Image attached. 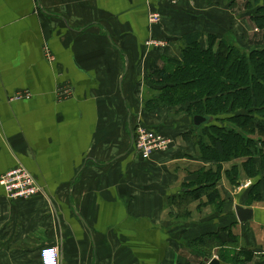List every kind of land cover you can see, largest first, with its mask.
Wrapping results in <instances>:
<instances>
[{
    "label": "crops",
    "instance_id": "obj_1",
    "mask_svg": "<svg viewBox=\"0 0 264 264\" xmlns=\"http://www.w3.org/2000/svg\"><path fill=\"white\" fill-rule=\"evenodd\" d=\"M241 1L0 0V178L21 165L43 188L10 200L0 185V264H41L45 246L58 248L60 264H209L207 251L243 243L253 258L241 264H264V214L240 223L237 192L221 214L197 220L200 199L170 204L216 163L184 138L186 106L146 109L157 90L150 72L179 59L185 38L199 35L203 50L229 33L239 48L256 44ZM140 123L166 132L172 148L138 154ZM234 225L244 235L231 236Z\"/></svg>",
    "mask_w": 264,
    "mask_h": 264
},
{
    "label": "trees",
    "instance_id": "obj_2",
    "mask_svg": "<svg viewBox=\"0 0 264 264\" xmlns=\"http://www.w3.org/2000/svg\"><path fill=\"white\" fill-rule=\"evenodd\" d=\"M247 3L255 28L264 31V0ZM183 44L179 59H169L165 67L150 72L148 79L157 90L146 109L154 112L186 106L193 129L184 138L195 142L200 159L216 165L201 167L195 180L199 189L187 190L170 204L188 206L200 199V208L216 204L221 214L225 201L221 180L239 185L241 172L248 179L257 178L247 206L262 198L264 202V47L243 50L231 34L223 39L211 36L207 50L201 48L197 34L185 38ZM195 116L209 117L212 122L196 129ZM257 159L261 160L260 170ZM239 256L252 257L246 248ZM221 260L227 263L225 258Z\"/></svg>",
    "mask_w": 264,
    "mask_h": 264
},
{
    "label": "built area",
    "instance_id": "obj_3",
    "mask_svg": "<svg viewBox=\"0 0 264 264\" xmlns=\"http://www.w3.org/2000/svg\"><path fill=\"white\" fill-rule=\"evenodd\" d=\"M159 4L169 5L178 0H156ZM173 5V4H172ZM162 15L153 13L150 15V22L159 23ZM151 22V23H152ZM257 31H259L257 29ZM151 46L165 47V42L153 40L149 43ZM173 140L169 136L162 133H156L145 124H138L134 129L133 146L136 151L144 157H150L156 153H165L170 150ZM0 185L5 189L6 195L10 200H29L43 194V188L39 187V183L34 176L22 166H18L0 178ZM41 264H60L59 252L56 246H45L40 251Z\"/></svg>",
    "mask_w": 264,
    "mask_h": 264
},
{
    "label": "rangeland",
    "instance_id": "obj_4",
    "mask_svg": "<svg viewBox=\"0 0 264 264\" xmlns=\"http://www.w3.org/2000/svg\"><path fill=\"white\" fill-rule=\"evenodd\" d=\"M183 2V0H178V1H176V2H173L172 4H170L171 5V7H177V6H179L181 3ZM210 2V1H209ZM246 3H247V0H242L241 1V5H240V13L241 14H243L244 12H245V10H248L247 9V5H246ZM248 4V3H247ZM252 16V15H251ZM252 20V19H251ZM152 22V21H151ZM159 23L161 22V18H160V20L158 21ZM154 22H152L151 24L152 25H154L153 24ZM159 23H157V24H159ZM258 32H260V33H258ZM229 34H231V33H229ZM229 34H228V36H229ZM258 34V35H257ZM257 39L255 40V43L256 44H253V45H250V47H252V48H260V47H264V31H261V30H259V31H257ZM232 35V34H231ZM233 36V35H232ZM250 41V40H249ZM253 41V40H252ZM249 43H251V42H249ZM248 46H249V44H248ZM245 47H247V46H245V45H243L242 43H241V48H244L245 49ZM250 47H248L249 49H252V48H250ZM249 49H245V50H249ZM19 96V95H18ZM18 96L16 97V99H18ZM27 99H30L31 97H30V94L29 95H26L25 96ZM181 115H183V114H181ZM170 116V115H169ZM146 126H149V125H146ZM149 128H151L154 132H156V133H159V134H163V135H165V136H168L167 134H166V132H164V131H162V130H155V129H153L152 127H150L149 126ZM133 134H134V131H133ZM170 137V136H169ZM172 138V137H171ZM173 140V139H172ZM174 142V141H173ZM133 145V144H132ZM173 146V145H172ZM172 146H171V148H172ZM170 148V149H171ZM133 149H135L134 147H133ZM138 154H140L138 151H136ZM168 152V151H167ZM166 153V152H165ZM140 155H142V154H140ZM155 155V154H154ZM143 156V155H142ZM144 157V156H143ZM151 157V156H150ZM150 157H144L145 159H147V160H149V158ZM256 163H257V168H258V170H260L261 169V160L260 159H257V161H256ZM19 166H21V165H19ZM23 167V166H22ZM226 167H229L228 165H224V168H226ZM24 168V167H23ZM262 175H264V174H262ZM240 179H241V181H242V183H241V185L240 186H235L234 188H235V190L233 189V186L234 185H232L230 182H229V180H225L224 181V184L222 183V185H223V187H225L223 190H222V194H223V196H224V199H225V201H224V207H223V210L225 211V209H226V207H227V205H229V203L231 204L233 201H234V198L236 199L237 198V196L235 195V193L237 192L238 193V197L241 199V202H245V204H244V206H246L245 208H249V209H253L257 214H258V217L260 216V217H262L263 216V214H264V202H263V198H262V200L261 201H258V202H250L249 203V206H247V202H248V199L252 196V194H251V196H250V191L252 190V188L254 187V185L256 184V182H257V178H254V179H248L247 178V176L244 174V173H240ZM35 178V177H34ZM37 179V178H36ZM38 182V181H37ZM191 186V185H190ZM39 187H41L42 188V186L39 184ZM236 187H240V192L238 191V190H236ZM191 188H193L194 190H198L199 189V187H198V185H196V184H194V185H192V187ZM231 191V193L232 194H229L228 192H230ZM261 193H264V187L263 188H261ZM234 194V195H233ZM263 195V194H262ZM253 197V196H252ZM255 199H256V197H255ZM216 204H212V205H209V206H206V207H203V208H200V207H198L197 209L195 208V206H194V209H193V212L192 213H194L193 214V217H190V219L189 220H197L201 215H207V213H208V215H211L214 211L215 212H217L216 211V206H215ZM170 207V206H169ZM243 207V206H242ZM176 212H178V217L176 218V219H179L180 221L181 220H188V217H186L187 219H184V216H183V211L182 210H177ZM261 224V222H259V225ZM235 226V225H234ZM195 228V227H194ZM257 232H260V234H264V227L262 228V225H261V227H260V229H258V231ZM244 233H245V231H243L242 229L239 231V229H238V227L236 228V226H235V228H232L231 229V236H232V234H234V236L235 237H238V235H240V234H242V235H244ZM205 237V236H204ZM206 237H217L216 235H209L208 234V236H206ZM240 238V237H239ZM223 245V244H222ZM240 246H241V250H242V247H244V248H246L247 249V251L249 250L250 251V254L252 255L253 254V250H251V248H248L247 246H246V244L245 243H243L242 245L241 244H239ZM237 246L238 245H236V246H227V244H224V246L223 247H221V249H212V250H210L209 252L207 251L206 252V255L209 257L208 258V261L210 260H212L213 258H215L214 256H216V259H218V257L220 258V260L221 259H223V258H225V260H226V262L228 263V264H241V263H244L245 261H247V262H249L250 260H252V258H253V256L251 257H249V259L247 260V258H243L242 256H239V253H240V249H238L237 248ZM218 256V257H217ZM244 259H246V260H244ZM219 260V259H218ZM219 260V261H220ZM244 261V262H243Z\"/></svg>",
    "mask_w": 264,
    "mask_h": 264
},
{
    "label": "water",
    "instance_id": "obj_5",
    "mask_svg": "<svg viewBox=\"0 0 264 264\" xmlns=\"http://www.w3.org/2000/svg\"><path fill=\"white\" fill-rule=\"evenodd\" d=\"M211 122L212 119L205 116H195L193 118V123L196 129H199L202 126H207ZM235 211L240 223H247L255 218V211L253 209L237 206ZM209 264H221V262L218 259H213Z\"/></svg>",
    "mask_w": 264,
    "mask_h": 264
}]
</instances>
